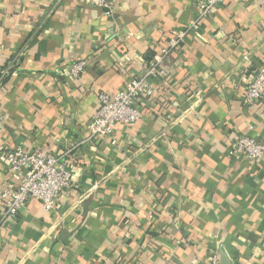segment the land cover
Segmentation results:
<instances>
[{"label":"crops","instance_id":"0c3cea01","mask_svg":"<svg viewBox=\"0 0 264 264\" xmlns=\"http://www.w3.org/2000/svg\"><path fill=\"white\" fill-rule=\"evenodd\" d=\"M197 0H0V145L61 156L74 185L44 210L1 218L0 264H264V7L226 0L190 30L111 144L89 137L97 93L113 94L197 15ZM248 55L249 59L243 57ZM84 61L75 77L70 69ZM10 172L0 156V190Z\"/></svg>","mask_w":264,"mask_h":264},{"label":"built area","instance_id":"2783aa9c","mask_svg":"<svg viewBox=\"0 0 264 264\" xmlns=\"http://www.w3.org/2000/svg\"><path fill=\"white\" fill-rule=\"evenodd\" d=\"M102 3V0H92ZM226 0H197L194 4L197 15L190 24L172 34L166 45L144 65L143 74H131L122 89L109 94L97 93V108L87 122L89 137L96 141L113 144V132L119 125H132L139 120L141 112L137 101H150L155 97L153 81L170 77L167 61L173 51L178 50L190 30H197L200 22L210 16L215 8ZM264 7V0H257ZM248 60L249 56L243 57ZM86 63L79 61L71 66V75L77 77ZM264 97V65L258 68L246 82L244 100L252 105ZM230 155L245 156L249 162H257L264 154V142L243 135L229 142ZM0 156L4 160L10 177L0 190L1 218L14 219L31 199L40 202L44 210H52L56 200L67 192L73 183V173L67 162L43 150H24L20 147L6 148L0 145ZM192 264H202L193 261ZM207 264H220L213 253Z\"/></svg>","mask_w":264,"mask_h":264},{"label":"water","instance_id":"95a60500","mask_svg":"<svg viewBox=\"0 0 264 264\" xmlns=\"http://www.w3.org/2000/svg\"><path fill=\"white\" fill-rule=\"evenodd\" d=\"M219 262H220V264H230L226 254L224 252L221 253Z\"/></svg>","mask_w":264,"mask_h":264}]
</instances>
